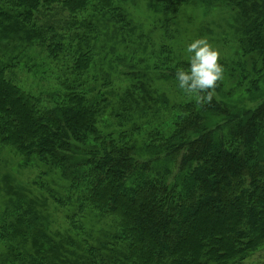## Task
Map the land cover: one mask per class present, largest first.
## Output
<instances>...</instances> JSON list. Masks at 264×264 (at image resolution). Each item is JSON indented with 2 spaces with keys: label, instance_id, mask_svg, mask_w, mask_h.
<instances>
[{
  "label": "trees",
  "instance_id": "trees-1",
  "mask_svg": "<svg viewBox=\"0 0 264 264\" xmlns=\"http://www.w3.org/2000/svg\"><path fill=\"white\" fill-rule=\"evenodd\" d=\"M129 1L0 0V264H264V99L232 106L264 79V0ZM191 29L234 38L204 106L175 75Z\"/></svg>",
  "mask_w": 264,
  "mask_h": 264
},
{
  "label": "rangeland",
  "instance_id": "rangeland-1",
  "mask_svg": "<svg viewBox=\"0 0 264 264\" xmlns=\"http://www.w3.org/2000/svg\"><path fill=\"white\" fill-rule=\"evenodd\" d=\"M137 1V2H136ZM134 1L136 4L138 3H141L140 0H136ZM130 5V7H128L129 9V14L132 15V17L135 15V22H138V20L140 21L142 18L146 17V16H149L152 11L151 9L153 8V6L155 5L154 3L148 1V5H144V4H141L140 6L139 5H134L133 3V0H130L128 2ZM223 10L221 9L219 11V13L221 14H217V12H209V14H206L204 15L203 12H200L202 15L200 16V18H202L201 22V25L205 27V29H213L212 32H211V35L210 36H207L205 35L204 37H209L208 39H210L211 37L214 39L213 41H217L218 37H216L217 33L221 32L222 29L224 30H227L228 33H230L229 29H227V27H224L222 29H218L216 26L219 25H223L222 23L226 20H224V14H223ZM141 18V19H140ZM223 19L221 22L220 20ZM221 23V24H219ZM217 24V25H216ZM140 28H142L145 32L147 33H150V29L148 27V25H145V24H139ZM226 31V32H227ZM115 36V34H113ZM195 35V36H194ZM200 34L197 32H195V29H191L190 30V34L188 35L189 38H191L192 40H195L194 37L196 39L200 38ZM106 40L111 44L113 45L114 44V41L112 42V40L110 41L109 38ZM227 41L229 40V43L227 45H220V44H213V43H210L211 45L213 44L214 45V48L219 50L220 54H223L225 53L226 54V57H231L232 55V50L234 52V38H228L226 39ZM108 42H106L108 45H110ZM97 48H99V46H97ZM35 51L38 52V54H40V51L35 49ZM41 55V54H40ZM42 55L44 56L45 58V54L42 53ZM42 56V57H43ZM149 58H150V55H148L147 57H144L145 60H148L149 61ZM44 61L46 62L47 65L51 66L52 68H55V65L50 63L46 58L44 59ZM96 69V68H95ZM94 69V70H95ZM18 76V80L20 82L21 85L23 86H28L30 83H32L34 86L33 88H39L41 87V90H47V88L50 90L51 86H53V88L57 85V78L56 76H54L55 78H50L48 79L47 81L44 82V80L41 79L40 76H36V74L34 75V82L32 80V76L31 74H28L24 71H22L21 69H18L17 70V74H16V77ZM44 82V83H43ZM125 82H121L120 84L124 87L126 84H124ZM259 87V90H257V92L253 93H248V94H245L243 96H238L236 97V100L235 101H232V106L233 107H244L246 109L249 110V108H255L256 105H258V103L260 102V100L264 99V79L260 82V85L258 86ZM43 98H46V96H43ZM46 100V99H45ZM4 157H8V155L5 153L3 156H1L0 158L1 159H4ZM35 168H30V169H26V170H19L18 172V177L20 178V180H28L27 178H33L34 175H35ZM29 181H25V183H27ZM107 220V219H106ZM109 220V219H108ZM90 222V221H89ZM61 224H63L62 221H60ZM108 223L109 221H104L102 220V223H98V224H93V222L91 224L95 225L96 227L95 228H92V232L89 231V228L87 226L86 230H85V233H91L92 237L93 238H96V237H99L101 238V241L103 239H107V238H104V233L108 232ZM57 224V223H56ZM90 224V223H88ZM94 231V232H93ZM262 255V252L260 253ZM255 258L251 259V261H254Z\"/></svg>",
  "mask_w": 264,
  "mask_h": 264
},
{
  "label": "clouds",
  "instance_id": "clouds-1",
  "mask_svg": "<svg viewBox=\"0 0 264 264\" xmlns=\"http://www.w3.org/2000/svg\"><path fill=\"white\" fill-rule=\"evenodd\" d=\"M190 53L188 70L178 69V87L185 94L193 96L195 103L211 104L217 84L224 79V68L220 63V52L207 38H198L187 45Z\"/></svg>",
  "mask_w": 264,
  "mask_h": 264
}]
</instances>
